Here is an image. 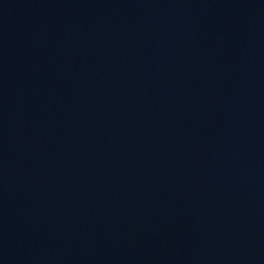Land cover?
Wrapping results in <instances>:
<instances>
[{"label":"water","instance_id":"1","mask_svg":"<svg viewBox=\"0 0 264 264\" xmlns=\"http://www.w3.org/2000/svg\"><path fill=\"white\" fill-rule=\"evenodd\" d=\"M0 264H264V0H0Z\"/></svg>","mask_w":264,"mask_h":264}]
</instances>
